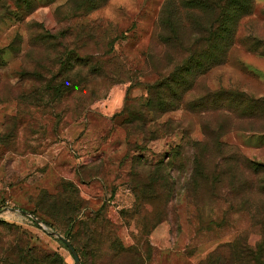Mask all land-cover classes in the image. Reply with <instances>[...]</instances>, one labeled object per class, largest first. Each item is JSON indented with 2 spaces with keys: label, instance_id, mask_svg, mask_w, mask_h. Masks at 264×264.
Instances as JSON below:
<instances>
[{
  "label": "rangeland",
  "instance_id": "1",
  "mask_svg": "<svg viewBox=\"0 0 264 264\" xmlns=\"http://www.w3.org/2000/svg\"><path fill=\"white\" fill-rule=\"evenodd\" d=\"M28 1L0 2V264H264V74L234 57L264 56V0L189 12L208 23L224 8L233 37L186 101L229 92L260 110L182 106L146 124L149 85L187 56L185 0ZM64 51L84 58L82 76L116 77L50 100ZM43 194L63 218L40 212Z\"/></svg>",
  "mask_w": 264,
  "mask_h": 264
},
{
  "label": "trees",
  "instance_id": "2",
  "mask_svg": "<svg viewBox=\"0 0 264 264\" xmlns=\"http://www.w3.org/2000/svg\"><path fill=\"white\" fill-rule=\"evenodd\" d=\"M2 1L3 0H0V2ZM199 1H201V4H206L205 0H185V29L187 26L191 28L190 39L185 44L187 56L182 65L175 67L168 74L162 76L159 83L149 85L148 100L142 105V111L140 112V116L146 118V120L142 118V122L145 124L153 120H150V116H154V119H157L159 116L175 111L182 106L191 111L196 109L207 110V108H221L233 114L243 113V115L244 111L254 112L261 108L259 104L262 103L261 101L253 102L244 95H235L229 92H206L198 98V101H186V97L194 88L197 80L205 76L212 68L220 66L225 62L227 53L232 45L233 25L230 14L224 9L227 8L228 2L232 0H220L222 4L224 3L220 18L216 22L211 21L208 23L200 22L195 14L189 13ZM15 3L21 7L22 5L29 6L30 4L28 0H15ZM192 18L194 19L193 23H191ZM45 36L46 35L42 36L41 40H43ZM201 44H203V48L199 51ZM58 56V63L61 66V70L57 75L53 74L51 80L44 79L46 84L42 89V92L45 93L50 100L63 99L68 94L79 91L86 80L92 79L91 81H94L95 84V78L97 77H104L106 79H113L116 77V71L102 75V73L96 69H92L87 75L82 76L80 72L75 71V66L78 67L82 65L85 62L84 58H80L75 51H69V54L67 51H64ZM26 75L29 78H25ZM22 77L24 79H33V77L41 79L40 74L36 72L30 74V76L23 72ZM95 95L96 94H94V96ZM208 103L210 106H207ZM253 169L255 168L253 167ZM74 193H77V189L75 188ZM40 203L47 204L48 208L46 210L50 212L51 215L47 212H42L44 210H41V213H46V215L52 217V219L53 216H62V213L58 210H60L59 208L64 206V204L57 203L51 196L48 197L46 194H43ZM37 205L40 207L39 203ZM80 206L81 205H76L71 208H65L66 212L64 215L67 217L66 219L68 222L74 221L77 216L74 212H76ZM54 213H57V215ZM44 223L50 226L49 222L45 221Z\"/></svg>",
  "mask_w": 264,
  "mask_h": 264
},
{
  "label": "crops",
  "instance_id": "3",
  "mask_svg": "<svg viewBox=\"0 0 264 264\" xmlns=\"http://www.w3.org/2000/svg\"><path fill=\"white\" fill-rule=\"evenodd\" d=\"M256 3H258L255 0ZM262 4L264 3L261 2ZM245 57V63H246V70L249 72H258V73H262L264 74V56H260V55H256V54H252L249 52H243L242 54H234V57H241L243 56Z\"/></svg>",
  "mask_w": 264,
  "mask_h": 264
},
{
  "label": "water",
  "instance_id": "4",
  "mask_svg": "<svg viewBox=\"0 0 264 264\" xmlns=\"http://www.w3.org/2000/svg\"><path fill=\"white\" fill-rule=\"evenodd\" d=\"M60 240L69 248L70 252L72 253V255H73L74 259H75V261L77 263H79V258L77 256L76 252L74 251L73 247L68 242V240H66V239H64L62 237H60Z\"/></svg>",
  "mask_w": 264,
  "mask_h": 264
}]
</instances>
